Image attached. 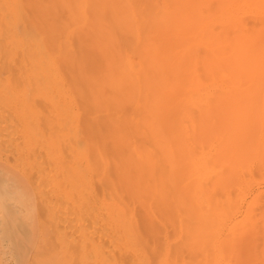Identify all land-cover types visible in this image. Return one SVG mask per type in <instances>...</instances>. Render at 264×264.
I'll use <instances>...</instances> for the list:
<instances>
[{
    "label": "bare ground",
    "instance_id": "bare-ground-1",
    "mask_svg": "<svg viewBox=\"0 0 264 264\" xmlns=\"http://www.w3.org/2000/svg\"><path fill=\"white\" fill-rule=\"evenodd\" d=\"M261 180L264 0H0V264H264Z\"/></svg>",
    "mask_w": 264,
    "mask_h": 264
},
{
    "label": "rangeland",
    "instance_id": "rangeland-1",
    "mask_svg": "<svg viewBox=\"0 0 264 264\" xmlns=\"http://www.w3.org/2000/svg\"><path fill=\"white\" fill-rule=\"evenodd\" d=\"M256 188H257V190H258V188L259 189H264V180L257 181L255 183H253L252 187H250V190L247 193V196L250 197L251 195H253ZM175 240H176V238L172 237V235L169 232L163 233L162 241H161L163 250H162L161 253L165 254L172 247V244L174 243ZM10 263L12 264L11 261L9 262V264Z\"/></svg>",
    "mask_w": 264,
    "mask_h": 264
}]
</instances>
